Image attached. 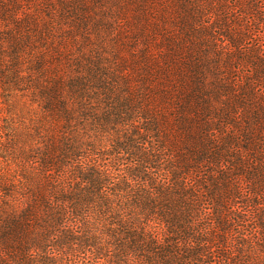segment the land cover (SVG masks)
Returning a JSON list of instances; mask_svg holds the SVG:
<instances>
[{
  "label": "trees",
  "instance_id": "1",
  "mask_svg": "<svg viewBox=\"0 0 264 264\" xmlns=\"http://www.w3.org/2000/svg\"><path fill=\"white\" fill-rule=\"evenodd\" d=\"M0 264H264V0H0Z\"/></svg>",
  "mask_w": 264,
  "mask_h": 264
}]
</instances>
